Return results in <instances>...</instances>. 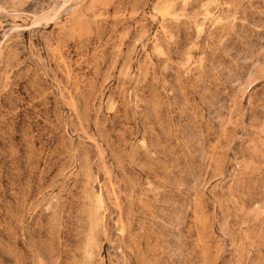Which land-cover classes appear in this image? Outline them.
<instances>
[{
    "label": "rangeland",
    "instance_id": "obj_1",
    "mask_svg": "<svg viewBox=\"0 0 264 264\" xmlns=\"http://www.w3.org/2000/svg\"><path fill=\"white\" fill-rule=\"evenodd\" d=\"M0 264H264V0H0Z\"/></svg>",
    "mask_w": 264,
    "mask_h": 264
}]
</instances>
